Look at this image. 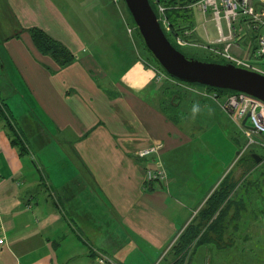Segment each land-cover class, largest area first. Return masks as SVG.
<instances>
[{"label":"crops","instance_id":"1","mask_svg":"<svg viewBox=\"0 0 264 264\" xmlns=\"http://www.w3.org/2000/svg\"><path fill=\"white\" fill-rule=\"evenodd\" d=\"M111 13L117 22L114 30L81 26L83 15ZM129 18L123 0H0V48L17 79L11 81V90L28 98L27 107H40L63 133L61 138L32 137L38 155L25 138L27 151L22 153L0 117V238L4 240L0 264H96L98 254L115 264H149L148 250L162 251L155 262L161 264L212 193L211 187L197 202L196 191L204 181L200 178L210 173L189 163L187 170H172L178 177L172 181L173 194L166 177H149L159 165L166 173L163 158L168 154L203 140L194 132L199 123L195 125L190 117V113L197 115L190 107L192 96H198L195 99L203 105L197 107L202 110L199 122L207 116L205 100L216 102L206 88L183 85L175 104L163 107L165 93L159 85L164 87V83L143 61L133 36V42L126 40ZM31 27L43 29L66 45L75 61L61 68L39 53L28 32ZM81 31L120 35L109 47L122 56L128 52L130 60L118 78L99 67ZM98 54L106 55L104 51ZM36 111L33 108L32 124L26 127L44 130L46 120ZM151 147L157 148L156 153L138 156ZM40 159L42 165L37 162ZM256 164H246V172L227 169L219 174L220 182L232 173L239 189L260 162ZM253 186L252 180L247 190ZM200 248L198 261L203 263L210 249L205 244ZM192 250L186 264H195L197 248Z\"/></svg>","mask_w":264,"mask_h":264},{"label":"rangeland","instance_id":"2","mask_svg":"<svg viewBox=\"0 0 264 264\" xmlns=\"http://www.w3.org/2000/svg\"><path fill=\"white\" fill-rule=\"evenodd\" d=\"M193 13L195 29L194 27L190 28L187 26L184 30H179L178 35H174V33H172L173 29L167 22L164 24L163 16L162 22L166 32L169 35H172L171 38L174 39V41L185 51L187 55L203 60V56H209L210 53H213V55L215 54L211 51L212 47L207 46L216 47V44H213V42L217 40L219 35L216 30V22L210 12L204 15L202 12L198 11V7H193ZM81 19V26L93 28H108L109 26L113 27L114 30L117 23L115 21L116 17H114L113 13L107 15L100 14L98 17L96 15H83ZM128 29H130L131 32L130 35L127 32L126 40L132 41L131 39L133 36V39L137 43L136 45H138L139 54L142 56L143 61L148 63L146 65L149 68L151 67L156 70L153 61L149 58V55L144 48V44L138 37V32L134 28L133 23L130 22V19L128 21ZM79 34L89 41V51L93 52L96 55V58L100 61L99 67L103 71L109 73L110 76L113 75L118 78V76L121 75L126 68L127 64H129L130 60L128 52H125L126 55L122 56V54H117V49L112 50L109 47V43L114 41L117 37H120V35L118 36L117 33L110 31H94L91 33L81 31ZM218 48L222 49L223 47ZM0 49V53L4 61V65H1L0 63V98L5 106L4 111L9 117V120L12 122V126L17 131L20 140L26 146L27 144L25 138L30 142L32 137L36 138L35 136H38V134L43 137L61 138L63 133L59 132L58 128L50 122V120L43 114L40 107L33 108L37 109V114L42 116L43 120H46L44 122L46 128H44V130H42V128L35 130L33 128L26 127L28 124H32L31 112L33 108L27 107V97L26 100H24L19 93H13L11 90V81L17 80L15 79L16 71L13 65L8 64L5 60L2 48ZM248 50L250 49L248 46L246 47L244 42L240 43L239 48L233 47L231 49L234 54H238L241 59L249 62V65L264 70V58L256 59L249 56L247 53ZM98 51H104L106 55L101 56V54H98ZM117 55L120 57L122 56L120 60L117 58ZM213 55L212 58H218V55ZM162 82L164 83V87L163 85H161L162 87L159 85V91L160 88H164L165 94L164 100L162 101L163 107H168L171 97L174 99L177 95L176 92L183 89V85H190L189 83L183 84L175 80L173 81V79H165ZM194 86L200 87L199 85ZM156 93H158V91ZM196 97L198 98L196 95L192 96L193 102L190 104V107H193L194 105L197 107H203L201 101L199 99H195ZM180 100L182 101V98H180L179 101ZM204 103V107H207V116L205 120L202 122L198 121V112H202L201 108H197L198 116L190 113V117L194 118L196 123L195 125L199 123V126L196 127L194 132L196 134L200 133L197 135V138H203V140L199 139V141L194 144L184 146L177 152L170 153L163 158V165L166 170V181L169 184L168 191L171 194L174 193L172 181H175L178 178L177 176H174L172 170H174L175 173L177 170H187L188 163L197 168V170H204L210 173L200 178L204 181L199 189H197V187H193L195 190L197 189L195 197H197L198 202L201 198H203V196H205L206 192L211 187L212 192L215 190V188L222 182H220L222 178L220 176L227 169H233L235 171L242 168V170L246 172L245 163L251 167H255L257 164L251 154H256L261 159L260 161H262V159L263 161L260 162L259 166H256L253 174L250 173L246 176V181L240 185L241 187L238 189V183L237 187H235L236 189L232 192L233 199L237 200L239 205H242V210H240L239 215L235 218V220L230 219V223L228 222L222 239H219L218 234H209L205 238L206 240H203V243L193 244L187 253L186 263L189 259V255H192L191 252L193 253L194 251L192 249L197 248V251L195 250L196 253L194 252V255L196 256L194 261L195 264H264V145H262V143H264V138L255 134L249 136L244 132L242 133L230 124L227 120L226 114L220 110L216 103L214 105L208 100H205ZM179 114L183 115L182 110L179 111ZM33 115L35 116L36 114L33 113ZM43 116H45L46 119L43 118ZM221 116H223L224 120ZM38 121L41 125L39 118ZM209 121L212 122V124H209ZM222 121L227 128L224 129ZM247 125L249 126V123ZM30 129L32 132H29ZM29 144L33 150L32 152H34L35 155H38L40 150L36 148L37 145H34L31 142ZM58 147H60V145H58ZM49 152H54L52 146H50ZM37 162H40L42 165L43 160L40 159V161ZM230 177H232L231 181L237 180V177L232 176V173L230 174ZM173 178L175 180H173ZM239 178L242 177L239 176L238 179ZM252 180L254 181V186L252 187V190L248 191V186ZM235 211V206L231 207L228 218L233 216ZM209 240H212V242ZM202 244L207 245L210 249L205 256L206 259L203 263L198 261V258H200L199 250L201 249L200 247ZM161 252L162 251H159V253L156 254L148 250L146 251L147 256L145 259L149 261V264H156L155 262L161 255ZM131 259H133L134 262V255L131 256ZM175 260V255L170 252L164 256L161 264H169Z\"/></svg>","mask_w":264,"mask_h":264},{"label":"trees","instance_id":"3","mask_svg":"<svg viewBox=\"0 0 264 264\" xmlns=\"http://www.w3.org/2000/svg\"><path fill=\"white\" fill-rule=\"evenodd\" d=\"M199 0H149L151 7L153 8L155 14L159 18L160 24L169 39L172 45L186 56H189L185 53V51L171 38L172 35H169L164 27L162 22V16L160 14V7H163L164 14L163 18L169 24V26L173 29L174 35H178L179 30H184L187 26L190 28L194 27L193 20V7L196 6ZM124 5L127 9L125 1L123 0ZM128 11V9H127ZM129 13V11H128ZM130 22L133 23L134 28L138 32V37L141 42L144 44V48L147 51L149 58L153 61L154 67L156 71L163 72L169 78L181 82L173 77H171L158 63V61L154 58L152 53L147 49L142 36L140 35L131 14L129 13ZM28 32L32 38L33 44L35 48L42 55L51 57L61 68H65L71 65L76 56L73 52L60 41L52 38L47 32L39 27H31L28 29ZM255 46L253 49H256ZM213 53H210L209 56H203V61L208 62H218V63H228L227 60L223 59L220 56L218 58H212ZM215 55V54H214ZM213 55V56H214ZM193 57V56H189ZM196 58V57H193ZM202 60V59H200ZM0 63L2 64V59L0 56ZM146 64H148L146 62ZM184 83V82H181ZM185 84V83H184ZM187 84V83H186ZM190 85H199L200 87L206 88L210 92H217L219 95H227L234 91L219 89V88H211L200 84H190ZM168 90V88H167ZM179 90V89H178ZM179 90L175 97L179 98L180 95ZM174 97V98H175ZM170 105L175 104L174 99H170ZM168 104V107L170 105ZM4 104L0 102V117L6 122V126L8 129V133L11 136V142L13 145L18 146L22 153L27 151L25 144L20 140L17 131L12 126V122L9 120V117L6 115L4 111ZM263 161V159H262ZM246 165V163H245ZM247 166V165H246ZM230 177V173L225 176L222 182L217 186V188L210 194L208 197L205 206L201 208L197 216L194 220L185 228L183 233L179 236V238L172 245L171 249L167 252L168 254L171 252L175 255L176 260L173 264H186L187 253L195 243H203V240L209 234H218L219 239H222L223 234L226 231V227L228 222L230 223V219H234L239 215L240 210H242V205H239L237 200L233 199V191L237 186L238 182H232ZM235 206L236 211L233 216L228 218L229 211L231 207ZM228 219V220H227ZM212 242V240H209Z\"/></svg>","mask_w":264,"mask_h":264},{"label":"built area","instance_id":"4","mask_svg":"<svg viewBox=\"0 0 264 264\" xmlns=\"http://www.w3.org/2000/svg\"><path fill=\"white\" fill-rule=\"evenodd\" d=\"M196 7L203 13L210 12L216 22L219 37L213 42L216 47L213 46L211 51L230 63L264 74V70L249 65V62L231 51L233 47L239 48L240 43L244 42L250 49L247 53L251 51V56L256 59L264 58V0H199ZM164 10L163 7H160L161 16H163ZM165 22L164 19V24ZM128 30L131 32L130 29ZM255 46L257 48L253 49ZM156 72L159 81L171 79L163 72ZM208 96L229 114L247 135L255 134L264 138V101L252 95L235 91L223 96L217 92H210ZM248 123L250 128L246 127ZM156 151V147H151L143 149L137 154L139 157H147ZM149 177L150 179L165 180L166 175L159 165L155 171L149 172ZM3 243V238H0V245ZM95 262L96 264H115L102 254L97 255Z\"/></svg>","mask_w":264,"mask_h":264},{"label":"water","instance_id":"5","mask_svg":"<svg viewBox=\"0 0 264 264\" xmlns=\"http://www.w3.org/2000/svg\"><path fill=\"white\" fill-rule=\"evenodd\" d=\"M147 49L173 78L189 84L242 92L264 101V74L233 63L186 56L167 38L149 0H124ZM257 163L260 158L252 155Z\"/></svg>","mask_w":264,"mask_h":264},{"label":"clouds","instance_id":"6","mask_svg":"<svg viewBox=\"0 0 264 264\" xmlns=\"http://www.w3.org/2000/svg\"><path fill=\"white\" fill-rule=\"evenodd\" d=\"M198 109H197V106H193V109H192V111H193V113H195L196 111H197Z\"/></svg>","mask_w":264,"mask_h":264}]
</instances>
